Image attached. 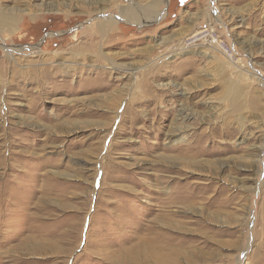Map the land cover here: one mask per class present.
Here are the masks:
<instances>
[{"label": "rangeland", "instance_id": "374dc122", "mask_svg": "<svg viewBox=\"0 0 264 264\" xmlns=\"http://www.w3.org/2000/svg\"><path fill=\"white\" fill-rule=\"evenodd\" d=\"M2 13L0 264H264V0Z\"/></svg>", "mask_w": 264, "mask_h": 264}, {"label": "bare ground", "instance_id": "6f19581e", "mask_svg": "<svg viewBox=\"0 0 264 264\" xmlns=\"http://www.w3.org/2000/svg\"><path fill=\"white\" fill-rule=\"evenodd\" d=\"M136 7V6H135ZM152 7V6H151ZM138 8V7H137ZM149 8H150V6H149ZM154 8V7H153ZM132 10V13H131V15L130 14H128V15H126V16H128V17H140L141 16V13L143 12H141V10L142 9H136V8H133V9H131ZM146 11V10H145ZM148 11H149V9H148ZM151 11V10H150ZM153 11V10H152ZM125 13V12H124ZM128 13V12H127ZM147 13V12H146ZM3 14V13H2ZM0 14V24H3V23H9V21L10 20H12L14 17H9L8 15H5V14ZM99 32H100V34L103 32L104 33V28L103 27H100L99 29ZM107 32V31H106ZM234 87V86H233ZM237 88V87H236ZM238 95V91H236L235 89H233L232 88V85H229L228 87H227V90H226V95H225V99L226 100H229L230 101V99H235L236 98V96ZM232 100V101H233ZM242 103V102H241Z\"/></svg>", "mask_w": 264, "mask_h": 264}, {"label": "snow or ice", "instance_id": "6c2138e0", "mask_svg": "<svg viewBox=\"0 0 264 264\" xmlns=\"http://www.w3.org/2000/svg\"><path fill=\"white\" fill-rule=\"evenodd\" d=\"M181 2H183V0H181Z\"/></svg>", "mask_w": 264, "mask_h": 264}]
</instances>
